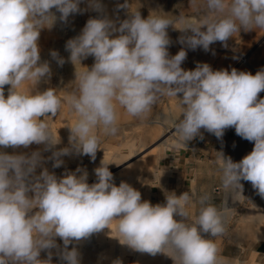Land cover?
Here are the masks:
<instances>
[{"label":"clouds","instance_id":"obj_1","mask_svg":"<svg viewBox=\"0 0 264 264\" xmlns=\"http://www.w3.org/2000/svg\"><path fill=\"white\" fill-rule=\"evenodd\" d=\"M81 0H0V147L24 148L43 144L45 150L60 140L45 117H55L62 105L75 115L69 126V144L52 152L53 167L59 157L75 152L95 161L100 149L97 131L118 132V108L132 117L149 114L161 96L178 97L182 118L175 123V147H187L202 137L201 129L221 139L234 128L242 139L254 144L239 162L218 152L225 189L241 190L250 182L264 198V69L251 72L232 68L213 70L198 63L193 70L181 67L187 52L169 54V26L184 35L180 43L192 50L208 51L210 45L227 41L241 30H264V0H190L201 10L195 18L179 21L167 14H130L116 27L108 18H90L81 33L66 42L68 59L76 67L94 58L91 68L75 72L76 91L61 99L53 88L30 92L27 82L39 84L50 77L47 61L41 62L39 37L59 20L66 22L81 12ZM90 6L99 10L98 0ZM182 24L176 28L175 24ZM119 33L118 35H113ZM50 55L61 66L57 51ZM10 85L5 96L4 86ZM39 151L9 154L0 151V264H52V253L41 260L42 250L64 244L60 258L80 264L73 241L99 233L116 221L118 240L133 250L155 255L171 248L174 264H227L216 239L226 231L223 213L205 194L199 197V213L191 222L188 191L177 196L167 192L164 203L142 200L130 184L114 183L108 165L94 169L96 182L89 184L87 172H67L62 177L41 166ZM181 217L177 220L174 217ZM209 234L211 238H205Z\"/></svg>","mask_w":264,"mask_h":264},{"label":"rangeland","instance_id":"obj_2","mask_svg":"<svg viewBox=\"0 0 264 264\" xmlns=\"http://www.w3.org/2000/svg\"><path fill=\"white\" fill-rule=\"evenodd\" d=\"M119 1H121V0H119ZM155 4H156L158 9H161L160 15H164V14H167L169 12H173L174 19L177 21H179V19L181 17H183L184 14H186L188 11L199 14L197 6L190 3V0H188V2L186 0H163V1L162 0H155ZM160 6H161V8H160ZM80 9H81V12L75 14L76 18H75V20L71 21V23L68 20L66 22H61L59 20L60 14L55 12V9L52 10L56 14L57 19H58L55 22V24L53 25V28L55 27L56 30H58V32H60V35H56V32L54 30H52V28L51 29H47V28L43 29L42 31H43V34L45 35V37H46V35L48 36L46 41H45L44 48H51L52 49L54 47L53 46V43H54L53 38L54 37L59 38L62 41L61 44H63V43L66 44V42L69 39H72L81 33L86 22L90 18H94L95 13L90 12V11H86L85 7L83 5L80 6ZM185 10L186 11L188 10V11L182 13V11H185ZM122 19L123 20L128 19L127 11L123 12ZM120 22H121V19L118 20L119 24H120ZM174 30L175 29L172 26H169V28L167 29V32L169 33L168 36H169L170 41H171L170 46L168 48L169 54L171 53L172 49L175 53L177 51V48L180 50L183 48L187 52V56H186L185 61L190 64L189 67L190 68H191V66L196 67L197 64H196V62H194V60L192 58L189 57V53L194 55L193 56V58H194L195 56L200 54V48L198 47L197 49L192 50L191 48H188L187 45L182 44V43H178L177 46L174 45L172 42V36H173V33H175ZM228 42L229 41H227V44H228ZM262 45H264V30H259V32L255 36V39L250 43L248 48L245 49L244 53H242L243 56H245V55H248V57L249 56L250 57L255 56L256 54L260 53V51L258 49ZM171 47H172V49H171ZM221 49H233V48H228L227 46L222 44L220 47L217 46V48H213L212 50L214 53H216L215 51H221ZM258 56L260 57V59L264 58V51H262L261 54H258ZM85 61H86L87 67L91 68V66L94 63L93 57L89 56L87 59H85ZM261 64L264 65V63H261ZM83 70L84 69H82L80 71H83ZM40 84H42V81L39 84L31 85L28 88V90L30 92L34 93L35 91L39 90V88L41 87ZM62 86H63V84H62ZM9 87H10V85L4 86L5 96L8 95ZM63 87L66 89H71V87L74 88L71 84H69V82H68V85L66 84ZM46 89H48V88H45V90ZM53 89L55 90V92H58L55 89V87H53ZM262 96H264V95H262ZM119 110H121V108H118V111ZM151 116H154V115L151 114ZM74 120H75V115L72 112L71 115L55 116L54 120L51 121V123H49V127H51L50 129L53 130V128H54V132L57 134V137H59V140H60V144H59L60 148L59 149H62L65 147H70V144H69L70 132H69L68 127L71 126V124L74 122ZM97 135L100 137V149L97 151V152L101 153L100 158H101V156H107L109 154L110 155L113 154L114 153L113 152L114 151L113 146L115 145L113 143H115L117 141H121V138H120L121 136L105 135L104 133H100L99 130L97 131ZM235 135H236L235 129L229 128V129L225 130V133L221 139H218L213 134H210L208 139L204 138V137L201 138L198 136L194 140L189 141V146L186 149L177 148V149H175V151L168 153L169 155L171 154L169 156V158H167V159L160 158L159 159V163H160L159 169H162L166 173L168 172L167 178H166V181L169 180V183H167L168 189L161 191V192H158L157 187L155 185H153V193L147 197V201H150L153 205H155L157 203H164L165 202V195L168 194L167 192H169V193L175 192L177 196L181 195L182 193H184L186 191H188L190 195L195 193V195L192 196L191 202L187 205V211L189 213L188 222H191V220L194 219L195 216L198 215L199 208L201 207V205L198 203L199 197L207 194L210 197L208 202L215 205L224 215L226 231L222 237H219L216 239V243L220 249L219 254L222 257L226 258L227 264H232L234 259L238 258V256L239 257L240 256L246 257V256L253 255V251L255 250L257 245L260 242H262V241H258L256 243L252 244L251 246H244V245L240 246V245H238L237 241L235 240L234 234H235V232H237V230L235 228V226L237 225L236 220L239 221L240 220L239 217L242 218L243 215L249 214L250 207L252 206V204H256V202H257V206L260 205L261 210H262V208H264V198H261L258 194H255L250 199L249 195H246V193L250 194V192L248 193L247 191L252 190V185L250 182H246V181H244V182L241 181L243 183V184L241 183L243 185L242 191L238 190V189L237 190L225 189L222 186V182H221L222 171L219 168L217 162L215 161V158L218 155V152H222L225 155V157L230 156L232 154L234 155V153H236L235 149H237L241 144L244 143V142L242 143V141L241 142L237 141L235 138L236 137ZM215 138H217V140H215ZM219 140H221V142ZM236 141H237V143H236ZM40 145L42 147L44 146L43 144H40ZM35 146L38 147L39 145L36 144ZM241 146H244L246 148L247 145L245 143ZM150 148H151V146L147 147V149H145V151L149 150ZM0 151L5 152V149L3 147H0ZM123 153L125 154L126 152L123 151ZM68 156L72 157V161L75 164L74 167H72L70 170L76 171L79 168L81 170V172H78L77 174L83 173L86 171L87 175H89L88 176V183L92 184V183L96 182L95 172L94 173L91 172V169L93 167L91 165L92 162H91V160H90L91 158L89 156L79 155V154H76L75 152H70L68 154ZM49 158L42 160L41 166L39 167L40 170H43V168H47V170L49 172H52V163H51L52 159L50 160ZM136 158H137V156H134V155L127 157L126 159L117 163L114 167H112V169L110 168L109 170L112 173H116L118 170H125L126 168L130 167L131 165H133L135 163ZM193 158L195 159V167L191 171H187L186 169H183L184 173L178 174V177L180 178V181H181L178 185L177 180L174 179L175 174H172L171 169L168 167V164L170 163L169 161L170 160H176V161H181L182 164H185V161H187V160L191 161ZM73 162H71L70 164H72ZM132 170H137V173L139 175H142V173H143L141 167H139V168L134 167V168H132ZM57 171L58 172H55L54 174L58 178L62 177L65 174L64 171L70 172L69 170H64V168L62 166L59 167ZM114 175L115 174H113V176ZM131 186L134 187L135 189H138V187H140V184H139V182H135ZM246 188H248V189L246 190ZM244 190H246L245 193H244ZM229 198H230V200H229ZM234 202H235V204H234ZM232 204H234V205H232ZM230 210H234V213L231 215L229 213ZM174 218L176 219V217H174ZM111 231L112 232L115 231V232L112 233ZM203 235L205 236V238L214 239V237H211L209 234H203ZM94 236H95L94 241L102 243V244H106L110 240V238L113 236L114 237L119 236V234L116 230V221H113L109 225L108 229L105 228L104 230L100 231L99 233H94ZM82 240H84V239H82ZM56 244H57V250L51 258L52 264H57V263L58 264H66V262H64L60 258V253L64 249V244H63V241L59 237L56 238ZM46 251L47 250H42L41 252H46ZM157 254L163 259L162 262H159L157 264H174L172 257H175L176 253L171 248H165L164 253L161 252V253H157ZM105 256L106 255H103V258H102V261L105 263H102V264H106V262H107V264H112V257H109V256L105 257ZM81 257H82L81 255H80V257L78 255L80 264H83L82 261L84 259H83V257L82 258ZM39 258L41 260L47 259L43 255H40ZM81 259H82V261H81ZM147 264H149V263H147ZM150 264H154V263H150Z\"/></svg>","mask_w":264,"mask_h":264},{"label":"crops","instance_id":"obj_3","mask_svg":"<svg viewBox=\"0 0 264 264\" xmlns=\"http://www.w3.org/2000/svg\"><path fill=\"white\" fill-rule=\"evenodd\" d=\"M237 42H238V37L234 38L227 44L228 48H233V49H221V51H215L216 53H214L212 49L217 48V46L212 44L210 45V48L208 51H205L202 48H200V54H198L197 56L193 58L194 55L189 53V57L192 58L194 62H196V64L207 63V62H208L207 64H209V61H211L209 65L212 67L213 70L227 69L228 71H231L232 68H235L238 71H242L243 69V71L251 72L253 75H255L257 71L264 69V65L261 64V63H264V58L260 59V57L258 56V54H261V52L251 57L250 56L248 57V55L243 56V54L237 48ZM174 45L177 46L178 44H174ZM172 51L173 49L171 50L170 55L174 56L175 54H177L178 51H180V49L177 48V51L175 53L174 51L173 52ZM241 56L253 62L256 70L250 67H246V66L244 67L239 61ZM189 66L190 64L186 61H184L181 65V67L184 68L185 70H193L196 68L194 66H191L190 68ZM262 95H264V92H261L259 94L258 99L264 98V96ZM118 113H119L118 132L116 135L121 136L120 137L121 141H117L113 143L115 144L113 146L115 153L111 155L109 154L107 156H101L100 158L101 153L97 152L95 161L90 159L92 162L91 165L93 167L91 169V172H94V169L101 166V162L104 165L105 164L108 165L109 169L110 168L112 169V167H114L117 163L123 161L127 157H130L132 155L137 156L135 163L133 165L126 168L125 170H118L116 173H113L115 174L113 176L114 183L118 186L122 181L130 185H132L135 182H139L140 187H138V189L136 190L140 191L142 200H147V197L153 193V185L157 187L158 192L168 189L167 183H169V180L166 181L168 172L166 173L162 169H159V166H160L159 159L169 158L171 154L169 155L168 153H171L175 151V149H177V147H175V137H176L175 123H177L179 119L182 118L179 98L161 96L159 100L157 101V103L153 106L151 112L143 118L132 117L129 114H127L123 108H121V110H119ZM151 114H153L154 116H151ZM50 118H52V120H50ZM54 118L55 117H49V118L45 117L43 119L47 120L49 124L51 123V121L54 120ZM50 130L55 135L56 139L59 140V137H57V134L54 132V128L53 130L52 129ZM99 132L103 133L102 131H99ZM201 133H202V137L207 138V139L209 138V135L211 134L203 129H201ZM235 136H236L237 141L239 142L242 141V143L244 142L243 144L246 143L245 139H242L237 134ZM165 139H168L169 141ZM215 140H217V138H215ZM219 141L221 142V140ZM247 142L249 143V141ZM59 144L60 142L56 145L55 150H51V149L45 150V145L43 147L41 145L36 147L35 146L36 144H32L27 148H24L23 146H21L15 149L12 147L4 148V149H5V152L9 154L23 153V154L30 155L34 151H39L43 158L42 160H45L49 158L50 156H52L53 151L59 150L60 148ZM246 145H247L246 149L248 150L251 149L250 151H252L253 146H254L253 143L250 142L249 144H246ZM150 146L151 148L145 151V149H147V147H150ZM188 146H189V142L187 144V147ZM240 146L237 149H235L236 155L235 153L234 155H232L233 157L230 155L231 158H233L232 160L235 162H239L238 159H236V158H239V156L236 158L234 156L239 155L240 154L239 150H241L242 147H244V146L242 147ZM187 147H181V148L186 149ZM116 149L118 150V152H116L117 151ZM123 151H125L126 153L124 154ZM148 155L152 157L150 158ZM230 156H226V157H230ZM217 157L218 155L215 158L216 162H217ZM59 159L63 161L61 166L64 168V170L75 172V170H70L75 165L74 162L72 161L71 156L64 155V156L59 157ZM53 161L54 160L52 159V162H51L52 172L50 173L58 172L57 170L59 167L54 168ZM71 162L73 163L70 164ZM169 162L170 163L168 164V167L171 169V173L175 174L174 179L177 180V184L181 182L180 178L178 177V174L180 173L183 174L184 173L183 169H186L187 171H191L195 167L194 158L191 161L190 160L185 161V164H182L181 161H176V160H170ZM145 164H147L148 166H146ZM134 167L142 168L143 173L141 176L137 173V170H132V168ZM41 171L42 170H40L38 167L36 169V174L39 175ZM64 172L65 174L67 173L66 171ZM130 173H134V175H128ZM81 174L82 173H79L77 175H81ZM177 217L176 219H181L180 217L178 218ZM92 236L95 239L94 233L92 234ZM261 241L262 242H260L255 248V250L253 251V255L246 256V257L238 256V258L234 259L232 264H264V240H261ZM252 244H247V245L242 244V245L251 246ZM238 245L241 246V244H238Z\"/></svg>","mask_w":264,"mask_h":264},{"label":"bare ground","instance_id":"obj_4","mask_svg":"<svg viewBox=\"0 0 264 264\" xmlns=\"http://www.w3.org/2000/svg\"><path fill=\"white\" fill-rule=\"evenodd\" d=\"M186 1L188 2V0H186ZM98 2L100 4L99 10L90 6V0H81L79 7L81 5H83L85 7L86 11H90V12L95 13L94 18H105L106 17V18L110 19L111 21H113V23L116 27H119L118 20L121 19V22L123 21L122 17H123V12H125V11H127V13H128V18L130 16V14L135 13V12H139L141 14V16L144 18H147L150 13L160 15V12H161V9L157 8V6L155 4V0H121V1H119V0H98ZM160 8H161V6H160ZM187 11L186 10L182 11V13L187 12ZM198 12H199V14L188 11L186 14H184L183 17L195 18V17H198L200 15L201 10L198 9ZM167 15L170 18L174 19L173 12H169V13H167ZM75 18H76V15L72 14L68 17L67 20L71 23V21L75 20ZM175 27L181 28L182 24H180L178 22L175 24ZM52 30H54L56 32V35H60V32H58V30H56L55 27L54 28L52 27ZM174 31H175V33H173L172 42H173V44H178V43H180L179 38L184 34L178 29H175ZM258 32H259V29H257L256 31L253 30V31H248V32L241 30L238 34H236L233 37V39L238 37L237 48L241 53H243L245 51V49L248 48L250 43L255 39V36ZM118 34L119 33H114L113 35H118ZM47 37L48 36L46 35V37H45V35L43 34V31H41L39 41H38L39 48H40V57H41V62L47 61L49 63L50 69H51V75L52 74L53 75L52 76L50 75V77H46L44 80H42V84H40L41 87L39 88L38 91H44L45 88L55 87V89L58 91V92H56V94L61 99H63L65 96L71 95L76 91V84L74 82L75 72L76 71L79 72L80 70L84 69L82 66L87 67V64H86V61L84 59L81 62L82 66L76 65V67H75L70 62V60L68 59V57L70 56V53L65 50L66 44H64V43L61 44L62 41L59 38H56V37L53 38L52 37L54 40V43H53L54 47L52 49L51 48H44L45 41H46ZM233 39L230 38L228 41L230 42ZM213 45L221 46L222 43L221 42H215V43H213ZM53 50L57 51L59 54V57H61L65 60V62L63 63L62 66L60 64H58L57 60L54 59L50 55L51 51H53ZM258 50L260 52L264 51V45L260 46ZM203 57H204V55H203ZM239 61L244 67L246 66V67H250V68H253L254 70H256L254 63L245 59V57L241 56ZM210 62L211 61H209V64H210ZM242 71H243V69H242ZM68 82L74 88H72V87H71V89L64 88L63 86H65L66 84L68 85ZM62 84H63V86H62ZM31 85H33L31 82H27L23 86V88L25 90H28V88ZM71 113H72V111L69 110L67 105H62L61 110L57 113V115H71ZM50 120H52V118H50ZM49 128H51V127H49ZM165 140L169 141L168 139H165ZM163 143H164V141H163ZM236 143H237V141H236ZM247 143L248 142L246 140V144ZM240 147H242V146H240ZM55 149H56V145L53 148H51V150H55ZM250 150L246 149L245 147H242V149L239 150L240 154L237 156H234V157L236 158L239 156L240 159L239 158H236V159H238V161H240L245 155H247L248 153L251 152ZM116 152H118V150ZM144 158H146V157H144ZM107 159H108V157H107ZM149 162H151V161H149ZM145 165L148 166L147 164H145ZM148 171H149V169H148ZM128 175H134V173H130ZM242 182H244V181H242ZM247 189L248 188H246V190ZM246 190H244V193ZM247 192L248 193L250 192V194L246 193V195H249L250 199L253 197V195L257 194L253 188H252V190L247 191ZM229 200H230V198H229ZM234 204H235V202H234ZM234 204H232V205H234ZM259 206H257V202H256V204H252V206L250 207L249 214L243 215L242 218L239 217V219H240L239 221L236 220L237 225L235 226V228H236L237 232H235L234 236H235V240L237 241L238 244L247 245V244H252L254 242H257V241L264 240V208H262V210H261V206L260 207ZM229 213H230V215L233 214L234 210H230ZM177 220H179V219H177ZM118 238H119V236H116V237L113 236L110 238V240L106 244H102L99 242H95L94 241L95 239L91 235L90 237L84 238V240H82V241L81 240L80 241H73L70 245H68V250L75 248L79 254V257H80V255L83 257L84 260L82 261V259H81L83 264H102V263H105L102 261L103 255H106L105 257H108V256L112 257V264H147V263L157 264V263L163 261V259L158 254L152 255V254H148V253H142V252L131 249L127 245L121 244L120 241L118 240ZM56 250H57V247L52 248L50 250H47L46 252H41L40 255H43L48 259L49 251L52 253V256H53L54 253L56 252ZM106 264H107V262H106Z\"/></svg>","mask_w":264,"mask_h":264}]
</instances>
